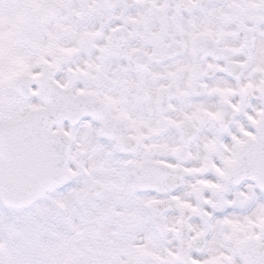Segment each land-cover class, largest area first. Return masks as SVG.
<instances>
[{
    "label": "snow or ice",
    "instance_id": "obj_1",
    "mask_svg": "<svg viewBox=\"0 0 264 264\" xmlns=\"http://www.w3.org/2000/svg\"><path fill=\"white\" fill-rule=\"evenodd\" d=\"M0 264H264V0H0Z\"/></svg>",
    "mask_w": 264,
    "mask_h": 264
}]
</instances>
